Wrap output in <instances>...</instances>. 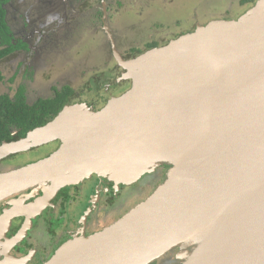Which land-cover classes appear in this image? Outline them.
I'll use <instances>...</instances> for the list:
<instances>
[{"label":"water","instance_id":"1","mask_svg":"<svg viewBox=\"0 0 264 264\" xmlns=\"http://www.w3.org/2000/svg\"><path fill=\"white\" fill-rule=\"evenodd\" d=\"M133 65L125 75L138 80L103 110L68 105L0 145L1 160L63 140L48 156L0 173V207L27 190L42 193L9 248L63 188L94 175L116 190L168 164L146 200L100 231L80 230L46 264H150L187 246L181 264H264V0Z\"/></svg>","mask_w":264,"mask_h":264},{"label":"rangeland","instance_id":"2","mask_svg":"<svg viewBox=\"0 0 264 264\" xmlns=\"http://www.w3.org/2000/svg\"><path fill=\"white\" fill-rule=\"evenodd\" d=\"M106 1L111 7L110 15H112V18L110 19V26L114 29L111 33L115 34L114 36L117 40L118 49L121 53L126 58H130V55H132V48H141L144 51L146 45L153 40L158 41L159 45H165L171 40L177 39L180 35L194 30L198 24L206 25L213 21L237 20L252 9L258 0L244 3H242V0ZM14 6L22 10L23 7L26 9L28 5H25L24 1L20 0L15 2ZM80 6L83 11L82 14L86 17L85 19H94V28H87L88 24H86L85 26L87 27L82 28V30L78 29L75 33V41H70L68 43L66 48L68 49V53L66 56L68 58L70 57L72 61L68 62L67 60L65 63H62L61 60H57L55 56L58 54H56L53 49H50L48 53L45 54L47 63H43L45 64L43 67L49 69L50 75L47 77V71L43 73L44 76L41 75L42 72H40L37 80L32 84L33 87L30 89V94L32 95L33 92L37 90L38 92L43 91L42 93L45 94L50 91H44L45 88L60 84L62 81L72 84L73 87L82 94L83 100H95L99 98L97 100V108H102L104 105L103 102H105V95H107V89L106 92H104L103 87L111 84L113 79L118 77L121 73V68L112 55V41H109V36H111V34L103 33V28L100 26L101 23L98 22L97 13H95L97 10L96 1H94V10L87 5L80 4ZM42 20L44 21L45 17L42 18ZM35 23L36 25H41V21H35ZM30 24L32 23L30 22ZM110 26L107 27L110 28ZM53 28L54 23L52 22L48 29L51 31ZM52 33H54V31H52ZM42 40L44 41V37ZM3 73L5 79L8 80L14 73V68L12 65L8 67L5 66ZM90 78H94L95 80L94 91L88 90L90 83L88 80ZM98 79L103 81L98 84L96 82ZM18 83L19 79H17L13 85L16 87ZM10 84V82L0 84V93L8 91ZM115 89L116 88L111 91L114 95H118L120 91ZM8 92H11V90ZM57 145L56 143L53 147ZM28 162L29 160H27L25 156V158L11 162L12 165L7 167L14 169L17 165ZM170 168L171 166L168 164L162 165L155 171L146 174L142 179L124 185L117 194L114 193L112 182L100 180L94 175L81 184L66 187L67 190L64 192L66 198L65 203L63 204L62 199L59 200V206L55 207L50 216L49 214L46 215L47 218L41 221L39 229L34 233V245L41 251L37 264H46L52 259L56 251L62 246V235L68 230H79L78 218L84 222L83 220L86 212H89L86 221L88 217L91 216L89 229L85 231V235L88 236L116 222L136 205L146 200L165 182ZM99 182L101 183L100 185L98 184ZM97 184L99 185L97 191H90V188L93 187L94 189ZM78 188H82L84 192L83 195L79 196V192L77 191ZM86 192H90L92 195L89 201H87L88 195L87 199L84 198ZM23 195L32 198L37 195V192L31 190V192H25ZM19 196L21 197V194H19ZM10 201L13 200H8V203ZM60 211L64 214H61ZM60 215L64 219L63 224L60 227L58 226V229L56 228V230H53V235H49L47 232L48 220L51 218L54 222ZM77 234L78 233L75 235ZM70 239L71 238H69V240ZM192 250L193 246L177 247V249L175 248L167 255L159 258L156 264L171 261L176 254L179 255L177 259L179 260L178 263L181 264L183 262V258L181 257L186 254V252Z\"/></svg>","mask_w":264,"mask_h":264},{"label":"flooded vegetation","instance_id":"3","mask_svg":"<svg viewBox=\"0 0 264 264\" xmlns=\"http://www.w3.org/2000/svg\"><path fill=\"white\" fill-rule=\"evenodd\" d=\"M17 1L20 0H12L4 5L6 10V21L10 27L9 35L11 37V44L13 45L12 46L13 49L9 56L3 58L0 61V69L3 73V69L5 68V66L8 67L9 65H12V67L14 68V73L8 80L5 79L3 73V79L0 80V84H3L5 82H10L11 84L9 86L10 88H8V91L11 90V92L6 91L0 93V96H2L3 94H7L9 98L14 102L16 100L17 92L21 88H24L27 102L31 106H33L37 104V102H39L41 99L47 100V99L56 98L57 96H59L60 92L64 87L67 86L70 87V89L72 90L70 94V98H68L67 102L63 105L62 109L58 111L53 116V118L49 119V121L44 125L54 120L57 117V115L62 110H64V108L68 105H72L76 103H86L95 112L103 110L114 99L121 97L129 89H131L134 83L138 80V79H134V80L130 79L125 75V73L127 75H131L132 73H134L135 69L133 63L135 62V59L150 49L164 46V45H159L158 41L153 40L146 45L145 47L146 49L144 51L141 48H132V55L135 56L130 55V58H126L118 49L117 40L116 37L114 36L115 34L111 33V31L114 30L110 26V19L112 18V15H110L111 7L107 4L106 0H23L25 5L28 6H26V9H24L23 7L22 10H19L14 6L15 2ZM94 1H96V6H97V10L95 13H97V19L98 22L101 23L100 26L101 28H103V33L111 34V36H109L110 37L109 41L111 42L112 38L114 39L117 50L124 65V67H122V64L116 59L113 50L112 55L114 56V59L116 60L118 66L121 68V73L118 75L117 78L113 79L111 84L105 85L103 87L104 92H106L107 89V95H105V102H103L104 103L103 107L97 108V103H98L97 100L99 98L95 100L94 99L83 100L82 94L79 91H77V89L73 87L72 84H68L67 82L64 83L62 81L60 84L45 88L44 91L50 90L45 94L42 93L43 91L38 92L37 90L33 92V94L31 95L30 89L31 87H33L32 84H34V82L37 80V77L40 74V72H42L41 75H43V73L47 71V74L45 73L47 77L50 75L49 69L43 67L45 65L43 63H47L46 61L47 58L45 57V54L48 53L50 49H53L54 52L58 54L55 57L57 60H61L62 63H65L67 60L68 62L72 61L70 57L68 58L66 56V54L68 53L67 52L68 49H66L68 43L70 41H75L74 40L75 33L77 32L78 29L82 30V28L87 26H88L87 28L90 29L94 28V19L93 20H90L89 18L85 19L86 17L84 14H82L83 11L81 10L80 4L90 6L91 9L94 10ZM242 1L254 2L257 0H242ZM44 17L45 20L43 21L42 18ZM35 21H39V22L41 21V25L39 24L36 25ZM30 22L32 24H30ZM52 22L54 23V28L53 30L50 31L48 28ZM86 24L88 25L85 26ZM77 25L78 27L76 28ZM199 25L201 24H198L194 30H191L189 32L195 31ZM107 26H110V28H108ZM52 31H54V33H52ZM43 37H44V41L42 40ZM111 44L113 47V43ZM17 79H19V83L15 87L13 83H15ZM90 79L88 80L90 82L88 90L94 91L95 80L94 78L91 80ZM102 81L103 80L101 79L96 80L98 84H100ZM114 88H116L115 90L118 89L120 91L118 95L117 94L114 95L112 93L111 90ZM4 109L6 110L7 108ZM9 112H11V110H9ZM0 117L2 119V121H0L2 123V126L7 128V131H9V137L11 138L10 140L8 139L1 140L0 145H2L4 142L11 143L14 141L21 140L25 138L28 135V133L31 131L30 130L27 133V135H25L24 137H18L22 128H19L17 124V118L10 117L7 113H2ZM41 126L39 125L35 128ZM56 143L58 145L56 147H53ZM62 144H63V140H55L51 143H47L45 145L32 148L25 152L11 154L0 160V173L13 170L12 168H9L7 166L12 165L11 162H14L15 160L25 158L26 156V159L29 160L28 163L35 162L39 159L48 156L52 152L56 151ZM28 163L17 165L14 169L22 167ZM98 184L100 185L101 183L99 182ZM98 184L95 185L94 189L93 187L90 188V191L93 190L94 192L97 191V187L99 186ZM123 187L124 185H122L119 189L116 190L114 189V193L117 194V192H119V190H121ZM66 190L67 188H63L58 193V195L51 201V205L46 207L45 210L41 212V214L33 218V224L29 228L26 236L23 238V240H21L18 244H16L12 248H9V242L15 237V235L18 233V231L21 229V227L24 225L25 221L27 220L26 209L30 205H32L37 199L42 197V193H39L32 198H29V196L27 195L25 196L21 195V197L19 195H15L9 198V200H13V201H10L7 205L0 207V264H20L23 259L29 256H30L29 260L21 264H37L39 262L41 251L38 247H35L34 245V241H33L35 239L34 233L39 229V224L41 223V221L45 220L44 218H47L46 215L49 214L50 216L53 213L55 207L59 206V202H58L59 200L62 199L63 204L65 203L66 198L64 192ZM77 191L79 192V196L83 195L84 193L82 191V188H78ZM29 192H31V190L26 191V193ZM87 195H88V199H87ZM21 198H23L24 201H17ZM84 198L87 199V201H89L92 198V195L90 194V192H86ZM78 220H79V230L77 231L68 230L64 235H62L63 236V241L61 242L62 245L65 244L69 240V238H72L76 233H80V230L87 231L89 229V221L91 220V216L88 217L87 221L84 224L79 218ZM63 222L64 219L61 215L54 222L50 218L47 224L48 226L47 232L49 233V235L50 234L53 235V230L54 229L56 230L58 226L60 227L63 224ZM178 256L179 255L176 254L174 259L162 264H179L178 263L179 260L177 259ZM157 260L153 261L150 264H156Z\"/></svg>","mask_w":264,"mask_h":264},{"label":"trees","instance_id":"4","mask_svg":"<svg viewBox=\"0 0 264 264\" xmlns=\"http://www.w3.org/2000/svg\"><path fill=\"white\" fill-rule=\"evenodd\" d=\"M12 0H0V61L9 56L12 52L10 27L6 21V10L4 5ZM245 1H242L244 3ZM3 79V73L0 69V80ZM72 90L70 87H64L59 96L52 99H41L37 104L31 106L27 102L24 88H21L16 94V100L13 102L7 94L0 96V115L7 113L10 117L17 118L19 128H22L18 137H24L27 133L37 126L44 125L52 119L53 116L62 109L63 105L70 98ZM4 108H7L6 110ZM11 110V112H9ZM45 116V117H43ZM0 121H2L0 117ZM3 139L10 140L9 131L2 126L0 122V142Z\"/></svg>","mask_w":264,"mask_h":264}]
</instances>
